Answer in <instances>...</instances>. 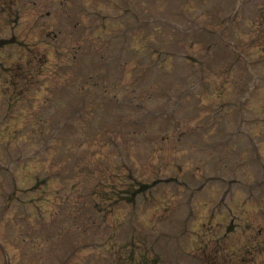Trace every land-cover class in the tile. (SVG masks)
Masks as SVG:
<instances>
[{
  "label": "rangeland",
  "instance_id": "obj_1",
  "mask_svg": "<svg viewBox=\"0 0 264 264\" xmlns=\"http://www.w3.org/2000/svg\"><path fill=\"white\" fill-rule=\"evenodd\" d=\"M0 39V264H264V0H0Z\"/></svg>",
  "mask_w": 264,
  "mask_h": 264
},
{
  "label": "trees",
  "instance_id": "obj_2",
  "mask_svg": "<svg viewBox=\"0 0 264 264\" xmlns=\"http://www.w3.org/2000/svg\"><path fill=\"white\" fill-rule=\"evenodd\" d=\"M144 186H140V187H138V188H134L133 190H130V189H128V190H126V193H127V195H129L130 194V197H131V199H132V197H134V195L141 189V188H143ZM113 193H115V190L113 191ZM117 197H120V192L116 195ZM121 196H123V199H126V196L125 195H122L121 194ZM119 198H115L114 199V201H116V200H118Z\"/></svg>",
  "mask_w": 264,
  "mask_h": 264
}]
</instances>
